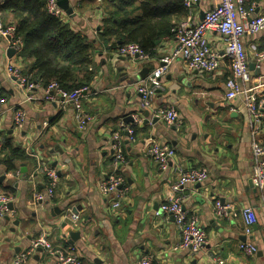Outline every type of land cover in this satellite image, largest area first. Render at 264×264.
Wrapping results in <instances>:
<instances>
[{
  "label": "crops",
  "instance_id": "1",
  "mask_svg": "<svg viewBox=\"0 0 264 264\" xmlns=\"http://www.w3.org/2000/svg\"><path fill=\"white\" fill-rule=\"evenodd\" d=\"M5 1L0 0V4ZM68 1L74 16L62 11V22L93 43L89 70L94 75L82 103L90 119L84 130L77 129L70 106L63 109L43 100L24 102L6 66L22 70L31 61L25 63L15 53L9 57L8 40L0 37V137L9 139L30 158L15 172H6L0 164V193L12 197L9 211L13 212L0 218V264H13L15 256L43 232L54 249L70 248L82 264H137L146 255L152 264H215L214 258L225 264H264V210L251 180L248 117L241 99H224V83L230 76L228 61L222 59L214 73L190 72L182 61L169 65L162 78L163 91L156 94L153 105L160 110L173 108L177 123L168 126L160 119L154 123L150 110L140 105L136 92L142 80L139 75L145 71L146 77L160 65L173 49L174 37L158 41L146 62L132 65L107 52L98 41L108 0ZM218 3L194 0L188 18L196 23ZM247 8L252 10L250 18L264 15V0H248ZM0 19L4 25L13 23L8 12L0 13ZM207 39L216 52L222 51L216 33H208ZM243 45L251 75L248 85L264 100V60L257 62V55L264 51V30L245 35ZM34 94L41 98L39 91ZM17 108L25 113L20 127L13 124L12 110ZM134 118H140L141 124L133 126L131 142L123 128ZM118 132L125 163L117 173L128 193L116 212L98 186L115 170L112 135ZM259 139L264 142L263 136ZM150 142L172 148L175 160L185 170H205L208 174L203 183L189 184L182 191L185 211L197 218L207 238L197 253L178 249L180 233L172 218L154 217L159 206L170 200V187L177 176L172 168L161 172L153 164L146 154ZM40 164L55 172L57 184L51 198L33 204L34 194L47 188L37 170ZM215 201L229 209L228 218L215 216ZM245 207H251L256 216V223L249 227L241 211ZM56 210L61 213L57 215ZM68 212L78 216L76 227L64 218ZM78 231L79 238L71 240L69 234ZM241 243L253 244L257 252L243 254L238 249ZM23 264L55 261L37 250Z\"/></svg>",
  "mask_w": 264,
  "mask_h": 264
},
{
  "label": "built area",
  "instance_id": "2",
  "mask_svg": "<svg viewBox=\"0 0 264 264\" xmlns=\"http://www.w3.org/2000/svg\"><path fill=\"white\" fill-rule=\"evenodd\" d=\"M112 1V0H108ZM194 0H183L185 7L190 9ZM248 0H219L218 5L204 14L202 20L192 23L189 18L183 21L174 30L175 45L173 49L160 60V65L155 67L143 80L137 84L136 92L140 95V105L143 109L150 110L152 116L162 120L166 125L172 126L177 123V115L173 108L157 109L154 107V99L159 91H163L162 78L167 72L169 65L175 61H182L190 72L214 73L220 66V61L225 59L229 63L230 76L224 83V99L232 101L241 99L243 107L247 113L251 135V180L257 193L262 197L261 205L264 210V142L259 139L264 137V100L256 92V88L249 86L251 80L248 61L243 45L245 35L256 34L264 30V15L249 17L251 9L247 8ZM47 11L50 15L57 18L64 16L58 7L56 0H47ZM214 32L220 38L222 51L216 52L207 39L208 33ZM0 37L8 40L9 49L16 53L21 40L15 35V27L12 24L4 25L0 19ZM116 56L123 57L132 65L138 62H146L148 56L145 55L137 46L126 45L119 48ZM264 60V51L257 55V62ZM8 77L15 82L17 90L23 94L24 102L43 100L47 103H56L61 108L72 107L73 120L79 131L85 129L90 119L82 110V103L89 87L66 91L56 83H51L42 88L36 81L31 80L30 76L21 73V70L12 64L6 66ZM35 91L41 93V98L34 94ZM3 100L0 98V104ZM13 124L20 127L25 120V113L22 109H13ZM141 124L140 118H134L129 127L123 128L131 142L134 141L133 126ZM123 124L121 125V127ZM121 133L112 135L113 167L114 172L98 186V192L111 200V209L119 211L121 204L128 193L124 187L122 177L117 173V169L125 163ZM2 148V138L0 137V151ZM146 154L151 159L158 170L165 172L172 168L177 180L171 185L172 196L170 200L159 206L154 212V217L172 218L180 233L178 249L197 253L207 244L205 232L199 225L196 217L190 216L184 209L185 197L182 191L185 186L203 183L208 174L205 170H185L178 161L175 160V151L167 146L150 142ZM37 159V157L35 156ZM38 171L48 180L47 188L44 192H37L33 196V204L42 203L53 196L57 184L55 172L44 164L38 165ZM19 176V173H16ZM12 197L6 193H0V218L4 217L9 211V204ZM242 215L246 225L249 227L256 223V216L251 207H245ZM214 214L218 218H228L229 209L219 201L214 202ZM70 220L74 227L77 226L78 216L68 212L64 217ZM248 232V230H247ZM51 257L55 264H82L81 258L70 248L62 250L54 249L48 240L46 233L31 241L29 246L16 255L13 264H23L38 249ZM238 249L245 255L252 256L257 252V248L250 243H241ZM215 264H225L221 258H214ZM137 264H152V258L148 255L143 256Z\"/></svg>",
  "mask_w": 264,
  "mask_h": 264
},
{
  "label": "trees",
  "instance_id": "3",
  "mask_svg": "<svg viewBox=\"0 0 264 264\" xmlns=\"http://www.w3.org/2000/svg\"><path fill=\"white\" fill-rule=\"evenodd\" d=\"M46 5L47 0H7L0 4V13L11 15L15 35L21 40L15 56L25 63L31 61L21 73L42 88L51 83L66 91L89 87L94 75L89 70L93 43L72 31L60 18L50 15ZM189 13L183 0L108 1L103 7L97 38L109 53L135 45L150 57L157 42L174 37V30ZM0 154V164L6 172H15L19 164L30 160L9 139H2Z\"/></svg>",
  "mask_w": 264,
  "mask_h": 264
},
{
  "label": "water",
  "instance_id": "4",
  "mask_svg": "<svg viewBox=\"0 0 264 264\" xmlns=\"http://www.w3.org/2000/svg\"><path fill=\"white\" fill-rule=\"evenodd\" d=\"M56 2H57L58 7H59L63 12H65V13H66L67 15H69V16H74V15H73V10H72V8H71V6H70L68 0H56ZM203 17H204V16H203ZM13 54H14V51H13V50L9 49V50L7 51V55H8L9 57H11ZM250 67H253V66L251 65ZM144 73H145V71H142V72L140 73V75H139V77H140L142 80L145 78ZM127 121H130V122H131L132 119H131V118H128ZM157 121H158L157 118H154V119H153V122H154V123L157 122ZM58 152H59V153H63V152L60 151V150H59ZM54 166H56V163L54 164ZM11 205H12V204H9V210H12V206H11ZM56 212H57V215H59V214L61 213L60 210H56ZM72 212L75 213L76 210H73ZM8 220H9V219L6 217V218H5V221H8ZM17 223H18V222H15L14 225H17ZM69 236H70L71 240H76L77 238H79V236H80V232H79V231H78V232H71V233L69 234ZM38 251L41 252L42 250L39 248Z\"/></svg>",
  "mask_w": 264,
  "mask_h": 264
}]
</instances>
